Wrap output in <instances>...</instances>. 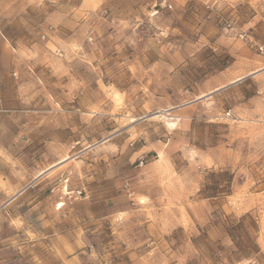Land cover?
<instances>
[{
	"label": "rangeland",
	"instance_id": "obj_1",
	"mask_svg": "<svg viewBox=\"0 0 264 264\" xmlns=\"http://www.w3.org/2000/svg\"><path fill=\"white\" fill-rule=\"evenodd\" d=\"M159 3L0 0V264H264V0Z\"/></svg>",
	"mask_w": 264,
	"mask_h": 264
},
{
	"label": "trees",
	"instance_id": "obj_2",
	"mask_svg": "<svg viewBox=\"0 0 264 264\" xmlns=\"http://www.w3.org/2000/svg\"><path fill=\"white\" fill-rule=\"evenodd\" d=\"M235 230L238 231V229H235ZM230 238L232 239V241H235V239H240L239 236L236 237V236H233V234L232 235L230 234ZM235 245L238 246L237 249H238L239 254L241 255V257L247 256L248 255V251H252L253 247H255V244H252L251 247H250V246H247V244H245V245L239 244V242H238V244H235ZM249 254H250V252H249Z\"/></svg>",
	"mask_w": 264,
	"mask_h": 264
},
{
	"label": "built area",
	"instance_id": "obj_3",
	"mask_svg": "<svg viewBox=\"0 0 264 264\" xmlns=\"http://www.w3.org/2000/svg\"><path fill=\"white\" fill-rule=\"evenodd\" d=\"M160 3H159V6L162 7V8H171V6L167 3V0H159Z\"/></svg>",
	"mask_w": 264,
	"mask_h": 264
},
{
	"label": "crops",
	"instance_id": "obj_4",
	"mask_svg": "<svg viewBox=\"0 0 264 264\" xmlns=\"http://www.w3.org/2000/svg\"><path fill=\"white\" fill-rule=\"evenodd\" d=\"M66 264H76L74 259H69Z\"/></svg>",
	"mask_w": 264,
	"mask_h": 264
},
{
	"label": "bare ground",
	"instance_id": "obj_5",
	"mask_svg": "<svg viewBox=\"0 0 264 264\" xmlns=\"http://www.w3.org/2000/svg\"><path fill=\"white\" fill-rule=\"evenodd\" d=\"M217 91V90H216ZM170 125V127L172 126L173 127V125L172 124H169ZM5 204V203H4ZM60 206V205H59Z\"/></svg>",
	"mask_w": 264,
	"mask_h": 264
}]
</instances>
